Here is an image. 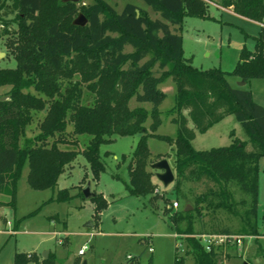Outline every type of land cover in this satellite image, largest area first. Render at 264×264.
Wrapping results in <instances>:
<instances>
[{"label": "trees", "instance_id": "obj_1", "mask_svg": "<svg viewBox=\"0 0 264 264\" xmlns=\"http://www.w3.org/2000/svg\"><path fill=\"white\" fill-rule=\"evenodd\" d=\"M142 1L163 21L152 19L146 10L129 3L118 13L103 0H92L80 8L61 0H0V40L8 36L5 45L17 62L14 69H0V87H9L6 98L0 99V195L10 198L7 202L0 201V208L15 209L17 183L25 165L31 189H53L65 168L81 153L97 180L105 170L100 146L111 141L112 136L137 134L140 139L127 165L129 179L124 183L125 190L129 196L162 200L164 196L155 193L150 164L165 159V155H151L146 144L148 137H155L175 146L172 161L175 195L185 201L182 185L192 184L191 200H187L190 209L185 211L188 205H184L169 217L174 233L185 242L183 255L175 248L173 264H185L187 256L195 264H220L226 251L207 252L197 235L257 234L264 107L254 101L251 90L233 87L228 78L245 84L264 79V27L253 37V51L241 49L232 71L200 70L184 58L178 30L185 16L208 18V3ZM217 6L251 21L264 19V0H219ZM78 11L87 20L84 27L72 25ZM11 23L16 24V31L8 29ZM14 34L16 38H10ZM126 47L131 51L126 52ZM168 78L177 86L173 109L176 116L172 120L178 129L176 139L155 134L160 125L159 106L166 97L159 86ZM82 85L94 96L90 106L81 104ZM30 88L37 95L24 92ZM132 98L151 105L149 130L144 127L146 111L128 107ZM43 111L40 133L35 138L40 145L21 148L20 140L32 114ZM228 116L241 124L249 143L234 138L232 132L228 146L193 148L196 134L205 133ZM68 124L74 134L91 137L83 151L59 149V145H77L66 139ZM55 136L47 147L48 139ZM236 193L240 194L238 199ZM80 196L83 198L82 193ZM69 198L65 189L57 192L54 201L65 202ZM91 200L98 218L107 203L101 195ZM164 203H169L166 198ZM220 215L232 217L235 223L217 224ZM195 224L199 225L198 231ZM29 259L35 261L33 256L16 254L14 264H26ZM129 262L138 264L135 258Z\"/></svg>", "mask_w": 264, "mask_h": 264}, {"label": "rangeland", "instance_id": "obj_2", "mask_svg": "<svg viewBox=\"0 0 264 264\" xmlns=\"http://www.w3.org/2000/svg\"><path fill=\"white\" fill-rule=\"evenodd\" d=\"M103 1L118 13L129 3L146 10L152 19L162 20L159 14L152 12L142 0ZM91 3L92 0H80L76 7ZM208 13V18L183 17L178 30L182 37L183 56L196 69H220L230 72L237 62L241 48L254 49L251 36L257 35L258 28L245 18L222 12L212 2L208 3ZM79 14L80 11L77 16ZM8 29L16 31V24H9ZM16 36L14 34L10 38ZM7 39L8 36L0 40V69H14L17 66L16 60L5 45ZM125 50L130 52L131 48L126 47ZM75 78L78 79L77 76ZM228 81L233 87H239L233 77H229ZM243 87L253 90L254 101L264 107V79L254 80ZM159 88L166 97L159 106L160 125L155 134L176 139L178 129L172 120L176 116L173 109L176 105L177 86L168 78ZM8 90V86L0 87V99L6 98L5 93ZM81 91V104L92 105L93 94L87 91L84 85ZM24 92L37 95L32 88ZM128 107L146 111L144 127L149 130L151 105L136 102L132 98ZM183 114L187 117L186 112ZM44 116L45 111L32 114V121L20 140L21 148L40 145L35 138L40 133L39 126ZM67 126L70 127V132L67 133L66 139L75 141L77 145H59V149L83 151L91 137L74 134L72 125ZM188 126L191 128L192 124L188 122ZM232 132L234 138L249 143V136L241 124L233 116H228L205 133L196 134L192 146L195 150L228 146L233 139L230 137ZM56 138L57 136L48 139L47 147ZM110 139L111 141L99 148L105 170L97 180L93 179L89 164L81 153L65 168L53 189H31L27 182L28 166L23 167L17 183L15 209L0 208V264H14L16 254L35 258V261L29 259L26 264H44V261L49 259H52L50 264H128V260L133 258L138 264H173L175 248L179 245L178 252L183 255L184 238L175 237L169 217L184 205H190L187 200H191L189 190L192 184L182 185V192L186 195L185 201L180 200L172 191L173 183L164 188L155 176L151 178L152 183L159 195H163L169 203L165 204L164 198L150 200V197L129 196L124 187V183L129 179L127 165L140 134L112 136ZM146 144L151 155H165V160L173 172L174 144L162 142L155 137H148ZM88 183L91 193L94 196L101 195L107 203L106 209L98 214V218L95 217V205L92 200L80 196ZM258 188L257 234L246 236L241 247L231 246L225 250L226 254L224 253L220 264H264V158L259 160ZM65 189L69 192V200L54 201L57 192ZM199 190L200 188H196V191ZM239 196L240 194L236 193L237 199ZM9 200V196L0 195V201ZM173 202L178 203L177 209L170 204ZM207 219L206 217L204 220ZM216 221L222 225L235 223L232 217L224 215L218 216ZM141 239H146L147 242H141ZM81 249L83 254L79 256ZM44 253H48L45 260ZM185 264L195 263L191 256H187Z\"/></svg>", "mask_w": 264, "mask_h": 264}, {"label": "water", "instance_id": "obj_3", "mask_svg": "<svg viewBox=\"0 0 264 264\" xmlns=\"http://www.w3.org/2000/svg\"><path fill=\"white\" fill-rule=\"evenodd\" d=\"M80 0H61L62 3H74L77 4ZM138 14V11H137ZM87 24L86 18L82 15L79 14L77 18H75L72 22V25L74 26H79V27H84ZM239 87H242L245 85L244 82H239L237 84ZM67 133L70 132V127L67 126L66 128ZM150 169L154 172V176L156 179L162 184L164 188H167L170 184L173 183L174 181V175L173 172L168 164V162L165 159H161L155 163L150 164ZM82 195L85 199H91L94 197V194L91 193L90 191V184L88 183L83 189H82ZM190 207L187 206L185 211L189 210ZM90 226V225H88ZM48 253H44L43 259H47ZM82 264H86L83 262ZM128 264H133V263H128Z\"/></svg>", "mask_w": 264, "mask_h": 264}, {"label": "built area", "instance_id": "obj_4", "mask_svg": "<svg viewBox=\"0 0 264 264\" xmlns=\"http://www.w3.org/2000/svg\"><path fill=\"white\" fill-rule=\"evenodd\" d=\"M155 193H158L157 189L155 190ZM172 207L177 209L178 203L173 202ZM11 233H13V231ZM175 237L178 238L179 236L175 234ZM245 237L246 236L236 235V234H202L196 236V238L200 240L202 246L207 252H211L214 249H222L225 251L231 246H236L237 248H239L242 246L243 239ZM177 247L179 249L180 245ZM148 250L152 252L151 248H149ZM82 254H83V249L79 251L78 255L81 256Z\"/></svg>", "mask_w": 264, "mask_h": 264}, {"label": "crops", "instance_id": "obj_5", "mask_svg": "<svg viewBox=\"0 0 264 264\" xmlns=\"http://www.w3.org/2000/svg\"><path fill=\"white\" fill-rule=\"evenodd\" d=\"M204 1H206L207 3H210V2H212V4L213 5H215V7H217V9H219V10H221L222 12H224V13H228V14H230V15H233V16H235V17H241V16H239V15H236L235 13H233L231 10H228V9H223V8H220V7H218L217 6V3L219 2V0H204ZM241 18H243L244 19V17H241ZM245 20H247V21H249V22H251V23H253V24H255L256 26H257V28H258V33H259V31H260V29L262 28V27H264V19H263V21L262 22H255V21H251V20H248V19H246L245 18ZM258 33H257V35H258ZM257 35H255V36H251L252 37V40H253V37H256ZM253 42H254V40H253ZM254 45H255V42H254ZM242 49V48H241ZM249 51H253L254 49H249V48H247ZM240 52H241V50H240ZM240 52H239V54H238V59H237V62H236V64L238 63V61H239V56H240ZM236 64H235V66H236ZM234 66V67H235ZM232 71V70H231ZM234 80H235V82H237V83H239V82H241V81H239V80H237L236 78H234ZM252 81H254V80H251L248 84H251V82ZM248 84H245V85H248ZM244 85V86H245ZM251 92H252V95H253V90H251ZM254 96V95H253ZM257 103V102H256ZM227 118V117H226ZM225 118V119H226ZM224 120V119H223ZM222 120V121H223ZM211 129V128H210ZM209 129V130H210ZM196 138V137H195ZM195 140V139H194ZM194 140H193V142H194ZM193 142H192V144H193ZM258 204H259V192H258ZM259 206V205H258ZM198 229H199V225L198 224H195V231H198Z\"/></svg>", "mask_w": 264, "mask_h": 264}]
</instances>
